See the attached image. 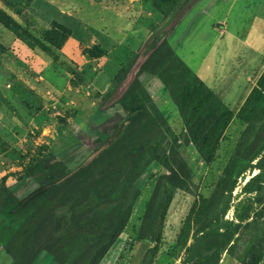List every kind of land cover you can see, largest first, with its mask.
Segmentation results:
<instances>
[{
  "label": "rangeland",
  "instance_id": "rangeland-1",
  "mask_svg": "<svg viewBox=\"0 0 264 264\" xmlns=\"http://www.w3.org/2000/svg\"><path fill=\"white\" fill-rule=\"evenodd\" d=\"M139 1L150 7L136 17L148 37L106 50L120 68L100 91L87 76L104 68L103 48L83 45V64L62 50L89 34L84 12L91 28L99 11L86 0H0V204L38 186L23 204L56 196L22 241L0 246V264H264V108L237 115L264 71V0H247V55L214 51L204 68L196 62L212 52L170 41L199 0ZM175 57H192L216 95L190 126L169 85L146 70ZM225 107L233 117L201 153ZM143 121L151 131L140 137Z\"/></svg>",
  "mask_w": 264,
  "mask_h": 264
},
{
  "label": "crops",
  "instance_id": "crops-1",
  "mask_svg": "<svg viewBox=\"0 0 264 264\" xmlns=\"http://www.w3.org/2000/svg\"><path fill=\"white\" fill-rule=\"evenodd\" d=\"M86 3L87 7L99 11L100 23L90 28L92 22L89 19L92 16L84 12V23L86 30L89 28V34L81 38L74 33L67 40L68 50L66 46L62 49L71 58L79 60L80 64L84 63L80 55L83 45H101L107 51L119 48L124 52L138 48L143 41L142 35L148 37L146 27H140L136 18L146 11L149 12L148 4L139 0H124L111 6L98 0H86ZM193 23L196 25L194 36L184 37L185 31ZM247 27V0H199L193 11L185 13L176 25L170 41L174 43L179 41V48L188 51V54L195 50L212 52L197 60L196 65L204 68L216 63L214 51H242L247 55ZM100 59L104 62V68L87 76V81L88 86L94 90L104 91L119 70L120 63L107 54ZM193 60L192 57L186 59L190 66H194ZM203 72L208 74L207 70ZM199 73L203 77V73L200 71ZM232 98L234 99V96Z\"/></svg>",
  "mask_w": 264,
  "mask_h": 264
},
{
  "label": "trees",
  "instance_id": "trees-1",
  "mask_svg": "<svg viewBox=\"0 0 264 264\" xmlns=\"http://www.w3.org/2000/svg\"><path fill=\"white\" fill-rule=\"evenodd\" d=\"M97 46L103 48L101 45ZM103 51L105 54L106 49L103 48ZM171 52L172 55L175 56V52L172 49ZM175 58L171 59L172 61L166 66L159 65L155 68H146V70L156 73L166 84L169 85L173 98L175 99L183 117L187 121V125L190 126L192 119L197 116L200 110H202L205 102L209 101L211 98H215L216 95L186 62L179 58L177 61V57ZM256 105L264 108V71L260 75L256 85L249 93L237 115L241 118L245 117L247 109ZM191 112L194 113L193 116H190ZM233 115L234 112L232 109L225 107L218 122L211 129L203 142H199L201 127L193 133L194 140L199 142L198 145L201 153H204L208 149L212 137H214L219 130L223 119H225V124L233 117ZM150 131V124L143 121L135 130L136 133H134L142 137ZM120 134V132H116L117 136ZM58 165L63 166L64 162L61 161ZM86 169L87 166H81L74 173L78 174ZM44 170L48 173L55 174L58 170V166L45 168ZM39 187L40 186L22 198L17 196L13 191H10L0 204V246H6L11 241H22L33 230L39 217L41 218V216L45 212H48L55 204L56 196H52V194L49 193L38 195L31 203L23 204L24 200L34 195Z\"/></svg>",
  "mask_w": 264,
  "mask_h": 264
}]
</instances>
